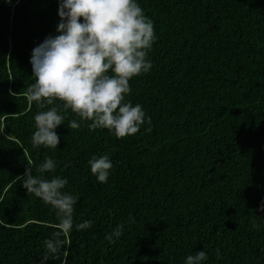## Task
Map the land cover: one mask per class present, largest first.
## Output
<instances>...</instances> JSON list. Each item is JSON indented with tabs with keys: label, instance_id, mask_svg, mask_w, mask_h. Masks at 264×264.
I'll list each match as a JSON object with an SVG mask.
<instances>
[{
	"label": "trees",
	"instance_id": "1",
	"mask_svg": "<svg viewBox=\"0 0 264 264\" xmlns=\"http://www.w3.org/2000/svg\"><path fill=\"white\" fill-rule=\"evenodd\" d=\"M138 3L154 23L153 67L126 100L150 122L118 138L87 120L67 128L81 121L68 110L51 149L32 146L41 109L25 93L33 48L58 34V0H0V264H41L57 230L56 210L22 186L28 167L66 178L74 224L92 221L47 264H185L202 250L204 264H264V0ZM105 154L100 183L88 161ZM45 157L55 172L36 171Z\"/></svg>",
	"mask_w": 264,
	"mask_h": 264
},
{
	"label": "clouds",
	"instance_id": "2",
	"mask_svg": "<svg viewBox=\"0 0 264 264\" xmlns=\"http://www.w3.org/2000/svg\"><path fill=\"white\" fill-rule=\"evenodd\" d=\"M58 16V34L35 46L30 57L35 83L25 96L41 109L33 118L32 146L57 149L60 137L56 129L64 125L68 110L81 121L71 120L67 128L78 129L87 120L91 130L107 129L118 138L138 133L150 117L142 105H133L126 96L132 91L130 80L153 67L148 58L155 42L153 21L138 0H58ZM49 105L54 106L47 108ZM88 164L98 182H108L113 163L107 154L93 155ZM56 166L55 159L45 157L36 171L53 173ZM22 180L27 193L52 206L59 220L57 230L44 242L41 264H47L50 257L60 258L64 237L73 227L85 230L92 221L74 224L79 196L64 191L66 178H38L28 167ZM258 211L264 213V201ZM122 235L123 225H119L105 239L113 243ZM207 259L202 250L188 255L185 264H204Z\"/></svg>",
	"mask_w": 264,
	"mask_h": 264
}]
</instances>
